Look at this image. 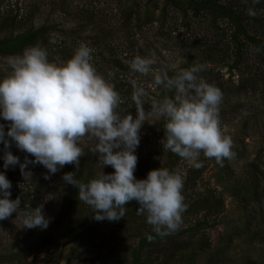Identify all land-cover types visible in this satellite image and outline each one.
Segmentation results:
<instances>
[{"label": "rangeland", "instance_id": "rangeland-1", "mask_svg": "<svg viewBox=\"0 0 264 264\" xmlns=\"http://www.w3.org/2000/svg\"><path fill=\"white\" fill-rule=\"evenodd\" d=\"M226 1L240 4L243 0ZM251 4L255 7L253 1ZM256 5L255 16L262 20L264 31V0ZM10 17L18 21L15 30L4 25ZM210 21L201 15L178 13L163 0H0V38L10 32L16 35L29 28H42V42L50 62L61 64L55 46L63 45L66 51L77 49L81 43L91 46L90 38L95 35L116 46L115 56L125 63V71L118 72V76L127 85L120 92L124 102L117 111L129 112L134 118L133 80L148 93L144 99L150 102L145 111H150L152 99L170 98L171 90L153 88L152 73L141 76L132 72L131 59L150 58L153 69H165L168 75L192 65H204L205 71L200 75L223 93L221 127L233 140L236 158L226 159L228 168L221 170L214 158L201 154L202 173L193 189L189 186L183 191L186 206L197 194L205 192L222 201L220 213L208 219V226L197 229L191 239L193 247L199 240L208 243V248L197 254L196 264H209V258L211 264H264V53L248 45L241 35H235L229 22ZM250 33L254 34V30ZM96 52L107 57L102 48ZM12 57L15 56H0V80L10 73L8 61ZM128 57L131 59L127 61ZM128 87L131 90L124 92ZM161 121L163 118L151 116L142 126L136 151L143 161L140 159L137 164L164 161L163 154L155 156ZM0 124L8 126L9 122L0 117ZM10 151L20 163L26 156L34 160L17 148L11 147ZM85 152L81 159L89 162V168L84 175L95 178L103 166L97 156L87 149ZM194 169L179 157L176 170L184 182L193 176ZM25 171L31 176L25 178L19 165L6 173L12 184L10 199L28 201V196H33L36 207L43 205L42 211L50 223L47 229L23 228L17 214L0 221V264H129L130 252L149 227L145 215L128 210L119 221H96L93 210L74 200L60 171L51 174L50 179H44L49 173L39 164H29ZM103 172L111 174L114 169L105 166ZM134 175L137 177V172ZM82 217L86 219L82 228L66 231L67 221ZM201 217L202 213L196 218L182 215L178 231L195 225ZM28 250L32 253L23 256ZM13 256L16 258L11 260Z\"/></svg>", "mask_w": 264, "mask_h": 264}, {"label": "clouds", "instance_id": "clouds-1", "mask_svg": "<svg viewBox=\"0 0 264 264\" xmlns=\"http://www.w3.org/2000/svg\"><path fill=\"white\" fill-rule=\"evenodd\" d=\"M248 15L254 17L256 12L250 8ZM93 51L81 43L70 59L58 64L49 61L46 49L33 46L9 59L11 71L0 80V117L9 122L7 132L0 124L3 167L7 170L19 165L26 178L31 176L25 171L28 165L39 164L48 170L44 179H50L66 165H74L79 171L80 158L87 149L98 157L101 171L87 183L77 179L75 172L64 174L62 179L78 188L79 201L91 207L96 221H119L127 214L126 205L135 201L139 205L136 214L146 216L156 236L174 234L187 207L184 179L167 168L151 170L146 179H136L138 157L134 153L140 144V130L149 117L164 118V151L197 169L202 167L201 154L223 167L225 159L236 155L231 136L221 127L223 93L200 75L204 65H192L169 77L167 70L153 69L152 59L136 56L129 62L130 70L141 76L152 73L151 86L174 90L175 96L152 99L150 111H145L148 93L133 80L134 118L129 112L117 111L124 101L114 84L97 72ZM12 143L34 160L26 156L20 163L8 150ZM105 166L114 172L105 174ZM11 188V182L0 172V221L15 213L23 228L47 229L50 220L42 211L43 205L18 211L21 198L10 199ZM146 239L153 242L155 236L146 235Z\"/></svg>", "mask_w": 264, "mask_h": 264}, {"label": "trees", "instance_id": "trees-1", "mask_svg": "<svg viewBox=\"0 0 264 264\" xmlns=\"http://www.w3.org/2000/svg\"><path fill=\"white\" fill-rule=\"evenodd\" d=\"M164 4L168 6L170 9L175 10L178 13L183 15L192 14V15H201L204 18L210 19L212 23H216L217 20H225L229 22L231 26L236 30L235 35L239 34L244 37L247 41V44L254 47L255 49L264 53V31L261 30V22L262 20L256 16H249L248 9H253L255 11V7L257 8L256 3L255 7L252 6L251 1L253 0H243L240 4H237L234 1H230L228 3L224 2V0H163ZM234 6L236 9H232ZM18 21L12 19L10 17L8 21L4 22L6 28L10 30H15ZM254 30V34L250 33V31ZM250 33V34H249ZM45 37V30L42 28L39 29H26L21 31L20 33L13 35L11 32L8 36L0 38V56H19L22 55L24 50L27 48L32 47L36 43H39V47L46 49V45L42 42L44 41L43 38ZM100 37V36H99ZM98 36H92L90 38L92 40L89 43V47L94 49L92 56H93V65L97 69V72L104 76L106 80L110 83L114 84L115 89L120 93L123 87H127L122 81L119 79L118 72H124V61L118 59L115 56L117 52L116 46L112 45L104 38H99ZM44 45V46H42ZM88 46V45H87ZM240 45L237 44V48ZM56 53L58 55V60L60 63L66 62L70 59L76 49H72L71 51H66V48L63 45L55 46ZM97 48H102L105 50V54L107 57L101 55V53L96 52L94 53ZM128 49V46H126ZM47 50V49H46ZM48 52V51H47ZM126 57V56H125ZM96 58V60H95ZM128 57L126 60H130ZM132 60V59H131ZM130 60V61H131ZM58 61V62H59ZM117 71V72H116ZM109 73L112 75L109 76ZM174 75H169L172 77ZM131 89L125 88L124 92L128 93ZM133 92V91H131ZM174 90L170 92V98H174ZM147 104L144 105V108H148V100L145 99ZM164 124L165 120L161 121V124L158 129L157 137L158 141L156 143V152L155 156H159L163 154L164 161L159 162H144V165L137 164L135 172H137L136 179H146L147 174L152 170H156L159 168H167L170 171L177 172V163L179 157L172 154L169 151H164L161 141L164 139ZM5 132L8 131V126H5ZM13 148H16L15 144L12 143ZM10 151V149H8ZM138 151V149H137ZM135 151V155H137L138 160L142 159L143 157L138 155V152ZM13 154V153H12ZM4 155V145L0 143V172L6 173L12 169L5 170L3 167V157ZM236 158V157H234ZM233 158V159H234ZM152 164V165H151ZM221 170H225L228 168L226 159L223 162V167ZM89 168V162L80 158V166L79 171H77L74 165H66L62 169H60V174L63 177L64 174L69 172H75L76 178L80 179L81 182L87 183L90 179L89 176L84 175L85 169ZM202 173V167L194 169L191 174L193 176L189 177L184 182L183 191L188 188L189 186L193 189L195 187V180L199 175ZM63 180V179H62ZM66 184V183H65ZM70 191L71 195L74 200L79 201L78 199V188L74 187L70 184H66ZM211 192H205L202 194H197L192 202L187 206V211L183 215L187 214L190 216L198 217L202 213V217L195 223V225L191 226L190 228L186 229L185 231H177L174 234H170L164 237L156 236L155 233L152 231L151 226H149L143 233L140 234L139 240L135 248L130 252L129 264H196V257L197 254L201 251H204L208 248V243L205 240H199L196 246L193 247L194 243H191V239L194 237V233H196L197 229L203 228L208 226V219L211 217L217 216L222 208V201L216 197ZM28 201H21L19 211H31V209L36 208V203L33 200H36L33 196H28ZM82 203V202H81ZM84 204V203H83ZM86 205V204H85ZM87 209L92 210L91 207L88 205ZM139 205L133 201L126 205L127 211L132 212L133 214L136 213ZM15 213L10 217L14 218ZM86 219L84 217L78 218L76 220L67 221L66 227L68 228L67 232H72L75 229H80L84 226ZM146 235H153L155 239L153 242H149L146 239ZM183 237V238H182ZM31 250L26 251L23 256L27 257L31 254ZM16 256L11 257L10 259L13 260ZM6 260V259H5ZM212 259H208V263L211 264ZM126 261V260H124Z\"/></svg>", "mask_w": 264, "mask_h": 264}]
</instances>
